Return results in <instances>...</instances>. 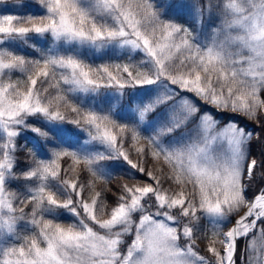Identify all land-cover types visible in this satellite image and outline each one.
<instances>
[{
    "label": "snow or ice",
    "instance_id": "obj_1",
    "mask_svg": "<svg viewBox=\"0 0 264 264\" xmlns=\"http://www.w3.org/2000/svg\"><path fill=\"white\" fill-rule=\"evenodd\" d=\"M38 4L35 15L0 13V264H236L237 243L252 232L262 243L249 241L247 264H264V183L249 196L264 182V0L190 6L196 23L207 13L210 42L177 22L183 4ZM45 37L46 50L30 43ZM85 49H120L128 61L95 64ZM102 89L148 99L86 107ZM26 131L31 148L27 137L17 144ZM102 161L122 173L115 190ZM21 179L33 184L18 191Z\"/></svg>",
    "mask_w": 264,
    "mask_h": 264
},
{
    "label": "trees",
    "instance_id": "obj_2",
    "mask_svg": "<svg viewBox=\"0 0 264 264\" xmlns=\"http://www.w3.org/2000/svg\"><path fill=\"white\" fill-rule=\"evenodd\" d=\"M154 2L157 5H167L169 3H171L172 5H178V4H183L189 7H185L183 9V13L182 15L176 17L177 22L178 23H182V24H187L189 27H191L194 31V34L198 35L199 38L202 41H207L210 42L211 41V37H212V30L211 27H207L206 25L208 24V16L207 13L205 14L204 17V25H201L199 23H196L194 21V19L192 18V16H190L188 13L190 11H192V8L190 6L195 5L197 3L200 4H204L206 3V0H154ZM161 11H164L165 9L161 8ZM171 12V10H169ZM0 13H10V14H19V15H27V14H39V4H38V0H3V2H0ZM165 19L170 18V16H166L164 17ZM216 23H219V20H216ZM30 43L36 44L38 48H43V49H47L48 47L52 46V41L50 37H45L44 40L40 41L39 43H37V41L35 39H33ZM15 50L18 53H22L26 56H28L29 54H33L35 55L36 53L33 52V49L30 47H26L24 45H20L18 47L15 48ZM84 55L87 59H89V62H93L95 64H100V63H104L106 61H114V62H120V63H124L128 61V53L126 51L120 50V49H111V50H104L102 52H98V53H93L92 51H89L87 49L84 50ZM135 60H139L140 56L136 55L133 57ZM16 78H21V79H26L25 76H23V74H21L20 72H15L13 73V79ZM112 91L111 89L108 90H101V94L97 95V96H89L87 98V103H86V107L89 106L93 101L95 102V105L97 107V109H99L100 107H103L105 110H107L111 105H117V111H120L121 109H126V108H131V109H135L137 103H143V102H147V97L145 98V100L143 102L137 101V100H133L131 103H129V98L127 96H125L122 100L118 97H108L105 95L106 92ZM128 91H132L131 89H129ZM139 91V90H137ZM72 98V97H70ZM158 111H163V109H159ZM68 115H72L70 112L68 113ZM128 115V119L129 121L135 120V114L132 112L127 113ZM227 115V114H226ZM240 119H244L242 116L239 117ZM148 119H152V114H149ZM251 123V122H249ZM68 127H74L73 125H68ZM189 127H191V125H189ZM83 138H86V134H82ZM177 135H179V133H177ZM35 134L31 133L30 131H26L22 134V136L20 138H18L17 144L19 145H23L25 143V137H27L29 139V143L27 144L28 148L32 147V142H31V138L34 137ZM81 144H83V139L81 140ZM86 150L87 151H95L96 147L94 145H86ZM259 152H260V145L258 142H256L255 137L253 139V145H252V153L254 156H256L257 158H259ZM18 156V160L20 162V169L26 168L27 167V160L28 157L26 155V152H18L17 153ZM42 158H47V157H42ZM63 163V162H62ZM112 161H102L101 164L109 171H111L113 179L110 182V186L115 190L118 183L122 182L121 181V177H122V173L119 170H112L110 168V165L112 164ZM66 166V165H65ZM81 179H88V174L87 172H81ZM261 183L264 182H254L253 186L250 188L249 191V196L251 197V195L257 190V188L260 186ZM33 182L31 181H25L23 179L16 181L14 184V187H16V189L18 191H25L26 187L29 185H32ZM105 198L107 199V201L109 202V204H113L115 201V197L112 195V193H106L105 194ZM29 209H26V211H28ZM63 210H57V212H61ZM61 219L65 222V223H71L72 220L74 218H72L71 216H69L66 212L64 213V215L61 217ZM202 226L207 227L208 226V222L206 220H203L202 222ZM18 231L21 234H27V231L25 229V222L21 221L20 225L18 226ZM257 233L256 232H252L249 233V236L247 238H242L238 241L237 243V249H236V264H242V257H243V264H247V260H248V251H246L247 247H248V243H249V239H251V237L253 238L254 236H256ZM199 243V242H198ZM200 249H201V254L202 255H209L207 254L204 249H205V245L201 244L200 245Z\"/></svg>",
    "mask_w": 264,
    "mask_h": 264
},
{
    "label": "rangeland",
    "instance_id": "obj_3",
    "mask_svg": "<svg viewBox=\"0 0 264 264\" xmlns=\"http://www.w3.org/2000/svg\"><path fill=\"white\" fill-rule=\"evenodd\" d=\"M254 237L257 238V246H258V250H259V246H260V244L262 243V241L259 239L258 233H257V235L254 236ZM251 239H252V237H251ZM251 239H249V241H250ZM247 248H248V247H247Z\"/></svg>",
    "mask_w": 264,
    "mask_h": 264
}]
</instances>
